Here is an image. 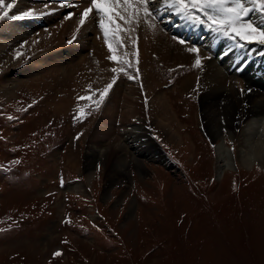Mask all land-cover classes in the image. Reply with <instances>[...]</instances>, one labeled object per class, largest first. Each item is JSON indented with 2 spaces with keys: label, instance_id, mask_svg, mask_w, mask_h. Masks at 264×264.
Listing matches in <instances>:
<instances>
[{
  "label": "rangeland",
  "instance_id": "1",
  "mask_svg": "<svg viewBox=\"0 0 264 264\" xmlns=\"http://www.w3.org/2000/svg\"><path fill=\"white\" fill-rule=\"evenodd\" d=\"M250 18L260 23L258 14ZM10 49L13 58L27 55ZM150 66L182 139L165 138L149 114L126 125L119 117L118 135L100 145L92 136L103 117L98 105L84 101L60 115L26 85L12 100L0 89V264H264V167L237 165L219 180L216 147L225 140L236 152L240 132L226 113L206 122L200 98L183 93L196 70ZM5 76L0 69V86ZM117 145L128 162L113 177Z\"/></svg>",
  "mask_w": 264,
  "mask_h": 264
},
{
  "label": "bare ground",
  "instance_id": "2",
  "mask_svg": "<svg viewBox=\"0 0 264 264\" xmlns=\"http://www.w3.org/2000/svg\"><path fill=\"white\" fill-rule=\"evenodd\" d=\"M159 3L160 0H156L157 6ZM86 7H89V0H19L15 4L9 17L17 18L8 17L13 24L0 32V69L6 74L0 89L7 100L15 98L17 88L26 85L32 95L52 106L60 115L83 108L84 101L98 105L103 117L92 136L100 145L104 135H111L110 138L118 135L116 132L121 128L114 131L119 117L126 125L136 117L141 121L148 120L149 114V119L165 138L182 139L175 128L179 120L174 105L167 92L158 91L162 84L155 79L152 72L155 68L150 65L157 63L166 69L190 67L197 73L185 77L181 83L183 93L200 98L206 122L214 120L216 113H226L230 120L228 127L235 133L240 132L236 152L228 150L230 147L225 140L218 143L217 178L223 179L237 165L244 169H252L257 164L264 167V134L260 133L264 128L263 73L259 72L257 79L256 68H250L245 74L241 69L246 65L257 67L264 60V56L255 55L254 43L241 49L218 36L201 40L205 34L202 27L170 13L156 21L155 30L141 23L135 31L128 32L122 22L109 24L105 20L108 30V42L105 43L95 10L84 17L83 25L80 24ZM25 11H31L33 15H21ZM115 24H121L122 30H117ZM173 36L187 43L181 44ZM21 42L27 55L23 53L21 57L13 58L10 48ZM189 47H197L198 53L189 52ZM263 51L264 48L257 53ZM112 55L119 63L108 59ZM197 55L201 58L198 69L195 68ZM125 60L131 64L123 63ZM113 67L120 70L113 73L110 71ZM128 69L132 71L128 72ZM129 73L133 79L128 78ZM11 75L16 77L12 79ZM113 76L115 83L103 93L106 85L112 83ZM125 78L127 82H124ZM261 83V87L255 86ZM241 88L252 90L251 94H241ZM102 94L103 100L100 99ZM124 153L120 145L113 148L109 159L110 176L115 177L114 173L122 171L120 169L126 170L128 161L123 157ZM70 160L74 164L80 163L74 152Z\"/></svg>",
  "mask_w": 264,
  "mask_h": 264
},
{
  "label": "snow or ice",
  "instance_id": "3",
  "mask_svg": "<svg viewBox=\"0 0 264 264\" xmlns=\"http://www.w3.org/2000/svg\"><path fill=\"white\" fill-rule=\"evenodd\" d=\"M15 0H11L5 6V0H0V20L8 17L9 10L14 6ZM95 10L98 16L99 27L104 32L105 43L108 42V30L105 28V20L109 24L115 21L122 22L127 26V31H135L141 23L155 30L156 21L160 20L165 13L177 16L180 19L197 27H202L215 36L224 37L232 41L237 47L244 49L248 44L255 42L264 45V0H89V7L82 13L80 24L85 23L84 17ZM253 13L258 14L260 23L254 22L250 17ZM21 15H33L31 11H25ZM12 19L16 16L9 17ZM117 30H122L121 24H115ZM174 40L185 44L187 41L173 36ZM189 52L198 53L197 47H189ZM111 52V46H109ZM264 54V53H261ZM21 55L17 50V58ZM109 60L117 62L115 55L109 56ZM119 63V62H117ZM123 63L131 64L125 60ZM195 66L201 67V58L197 55ZM120 69H110L117 73ZM133 79L131 75L128 77ZM116 77H112V83L106 85L103 93H106L115 83ZM103 100V94L100 97ZM54 255H61L60 252Z\"/></svg>",
  "mask_w": 264,
  "mask_h": 264
}]
</instances>
